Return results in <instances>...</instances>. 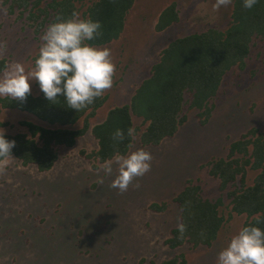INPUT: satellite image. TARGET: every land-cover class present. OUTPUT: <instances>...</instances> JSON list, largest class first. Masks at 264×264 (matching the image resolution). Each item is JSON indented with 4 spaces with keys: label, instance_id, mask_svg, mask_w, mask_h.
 <instances>
[{
    "label": "rangeland",
    "instance_id": "374dc122",
    "mask_svg": "<svg viewBox=\"0 0 264 264\" xmlns=\"http://www.w3.org/2000/svg\"><path fill=\"white\" fill-rule=\"evenodd\" d=\"M233 1L213 10L216 0H135L123 36L96 46L110 50L116 70L112 87L104 92L106 102L89 118L88 131L73 146L58 147V159L49 170L40 171L36 164L25 165L13 156L0 174V264H162L180 254L186 264H217L219 252L242 229L246 215H230L228 191L234 186L222 190L220 179L210 172L211 164L228 157L231 142L253 128L264 134V38H253L243 68L235 66L226 73L218 95L209 103L212 112L206 124L201 123L200 111L190 108L189 92L181 112L187 121L157 145L142 143L147 123L133 116L135 139L123 156L144 148L153 160L151 170L136 178L127 191L110 187L118 174L115 164L106 175L104 162L87 154L99 148L92 127L106 118L109 109L131 101L162 49L176 37L211 27L225 30ZM90 2L78 3L81 16ZM173 3L177 23L157 31L156 21ZM31 6L0 0V64L4 63L0 75L16 62L26 71L35 68L48 27L36 31V25H31ZM30 85L32 94L42 93L38 81ZM24 120L42 124L32 113L0 103V128L5 133L28 132ZM83 124L81 118L75 127ZM258 172L248 169L247 185ZM189 183L200 186L205 199L222 198L220 213L225 222L210 246L186 242L171 248L165 240L181 219L175 197ZM151 204H166V208L156 211Z\"/></svg>",
    "mask_w": 264,
    "mask_h": 264
},
{
    "label": "trees",
    "instance_id": "16d2710c",
    "mask_svg": "<svg viewBox=\"0 0 264 264\" xmlns=\"http://www.w3.org/2000/svg\"><path fill=\"white\" fill-rule=\"evenodd\" d=\"M13 1L24 8L32 3L28 19L31 25H36V31H41L56 22L58 17L68 19L73 12L79 14L78 3L82 0ZM243 2L233 1L231 22L225 30L211 27L170 41L162 49L160 59L152 65L150 75L136 88L131 101L112 107L106 118L92 127L99 148L87 155L101 162L113 159L117 153L126 155L133 143L127 130L134 128V115L147 123L141 134L144 145H157L164 138L174 136L188 119L185 114L181 115L187 92L191 95L190 108L198 109L201 123L206 124L212 112L209 103L218 95L226 73L235 66L243 68L253 38H264V0H258L250 9L243 7ZM134 3L135 0H91L82 16L79 15L83 19L99 21L101 29L100 34L87 43L105 46L118 40ZM178 19L176 4L173 3L160 14L155 28L162 31ZM38 56L39 53L36 59ZM3 68L2 62L0 70ZM107 98L108 95L103 93L77 112L69 108L62 95L54 103L43 92L36 96L31 93L24 102L0 97L4 107L27 111L42 122L24 120L22 123L28 132L5 133L6 139L15 140L12 156L25 165L36 164L40 171L51 169L59 156L57 148L73 146L78 137L91 127L89 118L95 116ZM81 118H84L83 126L75 127ZM117 129L124 132L123 141L113 139ZM237 154L243 156L237 157ZM249 168L259 171L251 185H247ZM210 172L220 179L222 190L234 186L228 191L230 215L244 214L243 227L256 226L264 231V134L253 128L231 142L228 157L214 160ZM238 180L240 184H236ZM175 201L181 209L180 223L186 225V231L184 238L180 239L178 225L171 230L165 243L171 248L186 242L194 246H210L225 222V215L220 213L224 205L222 198L215 201L205 199L200 186L189 183L177 194ZM151 207L159 211L165 209L166 204H151ZM257 216L259 222L255 219ZM162 264H186V259L180 254Z\"/></svg>",
    "mask_w": 264,
    "mask_h": 264
},
{
    "label": "clouds",
    "instance_id": "9594fccd",
    "mask_svg": "<svg viewBox=\"0 0 264 264\" xmlns=\"http://www.w3.org/2000/svg\"><path fill=\"white\" fill-rule=\"evenodd\" d=\"M257 2L244 0L243 7L250 9ZM230 3L231 0H216L213 10ZM100 29L99 21L83 19L76 12L68 19L58 17L42 36L43 44L35 60L34 70L26 71L22 63L16 62L0 75V97L24 102L31 94L30 81L35 80L45 97L53 103L62 95L69 108L77 112L91 104L112 87L116 70L108 48H97L87 43L100 34ZM2 51L3 47L0 46V53ZM5 131L0 128V174L10 163L15 146V140L6 139ZM135 131V128L130 127L127 135L135 139ZM124 138L121 129L113 134L116 141H123ZM152 160L150 151L139 148L127 156L117 153L101 167L106 175H110L113 164L117 166L118 174L110 187L123 193L136 178L143 177L151 170ZM135 187H139V184H135ZM255 219L259 222V216ZM178 230L179 238L183 239L186 225L180 223ZM217 264H264V231L256 226L243 227L231 238L229 245L219 252Z\"/></svg>",
    "mask_w": 264,
    "mask_h": 264
},
{
    "label": "crops",
    "instance_id": "0c3cea01",
    "mask_svg": "<svg viewBox=\"0 0 264 264\" xmlns=\"http://www.w3.org/2000/svg\"><path fill=\"white\" fill-rule=\"evenodd\" d=\"M138 22H139V20H137ZM156 21V20H155ZM156 23H157V21H156ZM177 22H174L172 25H170L168 28H170L171 26H173L174 24H176ZM156 26V25H155ZM167 29V28H166ZM165 30V29H164ZM163 31V30H162ZM121 36H123V33H122V35ZM177 38V37H176ZM172 41V40H171Z\"/></svg>",
    "mask_w": 264,
    "mask_h": 264
},
{
    "label": "bare ground",
    "instance_id": "6f19581e",
    "mask_svg": "<svg viewBox=\"0 0 264 264\" xmlns=\"http://www.w3.org/2000/svg\"><path fill=\"white\" fill-rule=\"evenodd\" d=\"M263 38V37H262ZM113 109V108H112ZM32 133V132H31ZM22 134V133H21ZM26 134V133H25ZM32 136V135H31Z\"/></svg>",
    "mask_w": 264,
    "mask_h": 264
}]
</instances>
